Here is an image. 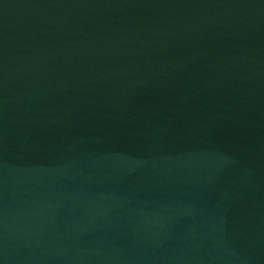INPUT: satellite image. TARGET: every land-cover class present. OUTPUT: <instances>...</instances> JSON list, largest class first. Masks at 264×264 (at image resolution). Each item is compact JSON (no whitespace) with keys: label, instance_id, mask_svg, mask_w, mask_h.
I'll list each match as a JSON object with an SVG mask.
<instances>
[{"label":"water","instance_id":"1","mask_svg":"<svg viewBox=\"0 0 264 264\" xmlns=\"http://www.w3.org/2000/svg\"><path fill=\"white\" fill-rule=\"evenodd\" d=\"M0 264H264V0H0Z\"/></svg>","mask_w":264,"mask_h":264}]
</instances>
